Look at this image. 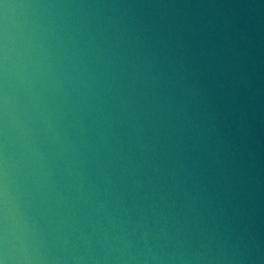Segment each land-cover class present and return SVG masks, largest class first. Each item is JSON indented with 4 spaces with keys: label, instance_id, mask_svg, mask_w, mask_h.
<instances>
[{
    "label": "clouds",
    "instance_id": "clouds-1",
    "mask_svg": "<svg viewBox=\"0 0 264 264\" xmlns=\"http://www.w3.org/2000/svg\"><path fill=\"white\" fill-rule=\"evenodd\" d=\"M0 264H264V0H0Z\"/></svg>",
    "mask_w": 264,
    "mask_h": 264
}]
</instances>
